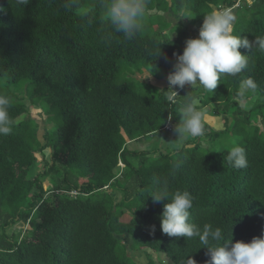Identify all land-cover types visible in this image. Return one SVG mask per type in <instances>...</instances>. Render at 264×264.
Returning <instances> with one entry per match:
<instances>
[{"label":"trees","instance_id":"trees-1","mask_svg":"<svg viewBox=\"0 0 264 264\" xmlns=\"http://www.w3.org/2000/svg\"><path fill=\"white\" fill-rule=\"evenodd\" d=\"M165 5L189 10L196 31L167 21ZM213 8L243 12L234 35L264 37V0H148L149 24L131 40L112 29L102 0H0V96L10 119L9 132L0 133V264H156L150 250L172 264H209L198 237L162 232L169 201H153L157 181L170 195H192L189 222L201 230L220 227L233 243L264 236V52L241 47L247 66L240 73L221 74L214 91L199 82L175 88L174 101L168 81L160 88L129 77L153 73L165 83L174 53L198 37ZM248 79L254 89L243 87ZM189 97L209 116H223L224 130L206 123L210 141L198 137L174 153L129 148L159 134L170 117L176 125ZM30 106L57 121L54 130L46 125L43 141ZM227 134L244 150L246 168L228 162L232 148L214 145ZM15 224L23 226L12 230Z\"/></svg>","mask_w":264,"mask_h":264},{"label":"clouds","instance_id":"clouds-1","mask_svg":"<svg viewBox=\"0 0 264 264\" xmlns=\"http://www.w3.org/2000/svg\"><path fill=\"white\" fill-rule=\"evenodd\" d=\"M27 0H19L26 3ZM102 7L106 17L117 33H122L125 39L131 40L142 28L148 12V0H102ZM236 16L232 10L215 9L204 15L203 24L197 38L185 41L183 53H174L176 63L174 71L168 75L169 101H174L177 91L173 89L193 86L197 82L208 91H214L221 74L235 75L247 66V56L240 52V48L252 49L257 46L264 52V37H257L250 42L246 37L234 35ZM161 55V48L157 57ZM153 73H148L150 78ZM243 87L254 89L252 79L243 82ZM9 100L0 96V133L9 132L10 119L8 115ZM180 119L176 125L170 117L164 128L174 130L178 139L185 137H200L203 135L204 125L211 117L197 107L195 100L189 97L179 109ZM173 126V128H172ZM175 127V128H174ZM207 155V154H206ZM228 162L236 169L248 166L244 150L234 146L227 156ZM158 191L150 194L154 202L167 199L163 213L160 216L161 229L171 237H198L210 256L209 264H264V236L255 237L251 242L226 239L220 227L204 224L203 229L189 222L190 209L193 207V197L188 191L169 194L167 182L157 181ZM223 241V243H221ZM151 251V250H150ZM153 252V251H152ZM155 253V252H154ZM157 254V253H156ZM187 264H196L194 259H188Z\"/></svg>","mask_w":264,"mask_h":264},{"label":"rangeland","instance_id":"rangeland-1","mask_svg":"<svg viewBox=\"0 0 264 264\" xmlns=\"http://www.w3.org/2000/svg\"><path fill=\"white\" fill-rule=\"evenodd\" d=\"M248 4L251 5L254 0H247ZM167 6V5H165ZM169 11L172 12V14L169 12L167 14H165V17L168 19L167 21H172L174 24H183L185 26H188L189 30L191 32H194L196 31V28L191 26L188 22V20H191V18H189L191 16V12L189 10H187L186 8L185 9H173L172 8L170 9L169 6H167ZM83 9V8H82ZM224 9V8H223ZM226 9V8H225ZM232 10V9H231ZM163 12V10H162ZM162 12H158V14L161 15ZM177 12L176 15H174V13ZM233 14L236 16V22L238 20V17H239V14H243L242 11H239L238 12V8H235V10H233ZM157 18V26L160 24V20L161 18H158V17H155ZM144 25H148L149 22H143ZM199 34H197L198 36ZM147 74L146 73L145 75H141V74H136V75H130L129 77H132V78H135L136 81L139 82L138 79L142 80V81H145V82H150V83H153L155 84L156 86L160 87V88H163L165 87L166 85H168V80L166 79L163 83V82H158L156 81L154 78L150 77V78H147ZM178 88V87H177ZM241 92L244 91V88H242L240 90ZM26 103L28 105L29 104V101H26ZM251 104H253V99H247V100H243L241 102V106L242 108H246V109H249ZM210 112V111H209ZM30 114L32 116L33 119L36 120V122H38L39 126H40V130H39V135H40V139L43 141V134L45 133V127L46 125L48 124L49 126V129H56L57 128V121L53 120V122H47L48 120V116L44 113V111L39 107V106H30ZM211 119L210 121L208 122V124L213 128V131H215L216 133H219V131H223L224 128H225V125H224V121L222 120L223 116L221 117H214V116H210ZM262 128H263V125L262 123H259ZM175 128V127H174ZM215 135V133H213ZM209 136H213L212 134H210ZM199 138H203L206 142L210 141V137H207L205 135H202L200 136ZM198 137H195V138H192V137H185V138H182V139H178L177 135L175 134V131H165V130H162L160 131L159 134L157 135H153L149 138H146L144 141L142 142H132L130 145H129V148L131 150H138V151H148V152H154V151H157V152H163V153H174L175 151H178L180 149H182L186 142L187 141H192V140H197L199 139ZM200 140V139H199ZM198 141V140H197ZM221 142V145L219 144V147L222 149V148H233L235 146V143H236V138H230V135L227 134V136H221V137H216V139L214 140V145L216 143H219ZM204 145L209 147V144L208 143H205L204 142ZM48 154L47 155V158L51 160V150H47L46 151ZM40 156V155H39ZM40 160H42L43 158L42 157H39ZM119 167L121 169H123L124 167V163L122 161H120V164H119ZM42 170V165L40 166L39 165V169L36 168V174L39 173V171ZM49 184L48 181H46L45 183V186H47ZM112 192V191H110ZM118 198H122L121 195L118 194ZM21 226H23L22 224H15L12 228V230H18L21 228ZM11 230V231H12ZM149 250V249H147ZM151 255H147V260L149 261H155L156 264H172L169 259L164 255V254H156L152 251H148ZM139 252H132V255H135L137 260H139V262H142V255L141 254H138ZM144 258V257H143ZM132 259V258H131ZM134 262H136L134 259H132ZM138 263V262H136ZM139 264V263H138Z\"/></svg>","mask_w":264,"mask_h":264},{"label":"built area","instance_id":"built-area-1","mask_svg":"<svg viewBox=\"0 0 264 264\" xmlns=\"http://www.w3.org/2000/svg\"><path fill=\"white\" fill-rule=\"evenodd\" d=\"M222 10V9H221Z\"/></svg>","mask_w":264,"mask_h":264},{"label":"water","instance_id":"water-1","mask_svg":"<svg viewBox=\"0 0 264 264\" xmlns=\"http://www.w3.org/2000/svg\"><path fill=\"white\" fill-rule=\"evenodd\" d=\"M153 84V83H152Z\"/></svg>","mask_w":264,"mask_h":264}]
</instances>
